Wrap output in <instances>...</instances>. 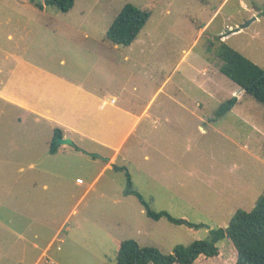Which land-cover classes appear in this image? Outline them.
I'll return each mask as SVG.
<instances>
[{
  "label": "rangeland",
  "instance_id": "374dc122",
  "mask_svg": "<svg viewBox=\"0 0 264 264\" xmlns=\"http://www.w3.org/2000/svg\"><path fill=\"white\" fill-rule=\"evenodd\" d=\"M43 1L0 0V50L15 49L58 75L81 79L95 73V54L87 58L92 63H78L84 47L110 51L105 33L127 4L150 17L136 37L143 43L141 62L115 59L122 75L133 67L147 71L140 65L148 64L158 84L167 80L165 93L179 87L176 100L189 104L200 96L197 77L205 72L222 83L225 92L219 90L217 100L233 97L236 85L218 71L219 41L264 70V0H75L65 14L36 7ZM132 47L139 52L137 44ZM189 67L192 79L185 75ZM4 71L0 80H10ZM15 100L29 104L25 97ZM216 102L191 115L156 96L149 114L162 107L163 118L141 125L151 146L128 140L114 164L127 169L132 189L149 209L188 227L148 218L134 196L122 195L124 172L98 176L102 158L110 156L104 149L97 155L98 149L72 142L56 145L61 150L51 156L49 124L0 101V264H113L124 240L171 254L176 246L208 240L209 231L225 228L237 210L250 212L264 192V106L243 94L224 117L200 122L202 116L213 119ZM217 247V257H199L194 264H234L233 246L221 241Z\"/></svg>",
  "mask_w": 264,
  "mask_h": 264
},
{
  "label": "crops",
  "instance_id": "0c3cea01",
  "mask_svg": "<svg viewBox=\"0 0 264 264\" xmlns=\"http://www.w3.org/2000/svg\"><path fill=\"white\" fill-rule=\"evenodd\" d=\"M206 26L207 24L200 28L199 33L205 32ZM8 37L12 39L11 35ZM84 38H88L87 34L84 35ZM208 39L210 40L212 37L208 36ZM135 44L139 47L138 53L133 50L132 46ZM142 44V41L139 42L136 38L128 47L121 49L119 47V50L117 46H113L107 53L100 52L98 46H85L86 55H81L82 60L80 62L78 60V63L83 65L92 63L87 61V58L92 54H95L97 59L93 63L95 73L93 71L81 79L69 78L43 69L24 60L15 49L0 50V72L5 69L4 74L12 77L10 80H0V101L27 111L38 120H44L49 124L51 139L54 130L57 129L61 132L62 138H69L76 145L85 143L87 147L98 149L99 152L94 154L100 155L102 152L99 148L104 149L105 153H109L110 156L102 158L105 160V164L98 172L99 176L104 170H112L120 152L128 144V140L129 142L134 139L139 140L142 144L146 143L148 147L151 146L146 140L147 130L143 131L141 125L144 122H158L163 118L162 107L149 114L156 96L163 95L168 101L173 102L176 108L189 112L191 115L196 109H205L206 104L212 100L220 101L219 104L223 102L217 100L222 92L219 90L225 92L221 87L222 83L218 84L206 72L198 74L199 77H197L200 79L198 86L203 99L194 95L189 104L176 100L175 95L181 93L179 87H175L171 93H165L164 84L167 80L158 84L152 76V70L149 69L148 64L141 63L140 65L142 70L148 72L138 71L133 67V70L126 71L122 75L123 70L115 59L121 56V63H130L136 59L141 62ZM101 58L104 60L103 62ZM60 64L64 65L65 61L61 59ZM77 69L81 72L87 70L83 71L79 67ZM187 70L185 69L186 72ZM116 72L117 75L122 76V79L119 80L116 77ZM185 75L192 79V67H189V72ZM54 86L57 89H54ZM243 94L244 91L236 86V89L232 90L229 95L230 97L235 96L238 104L240 96ZM10 97L16 99L25 97L29 100V104L23 106L17 103L15 98ZM198 120L200 122L207 120L211 124L215 122L204 116ZM255 125L257 128L259 127L257 124ZM256 126L254 127L256 128ZM211 128L214 127L211 126ZM201 129L202 127L199 126V130ZM59 150L61 149L56 150L51 156L57 155ZM144 159H148V156H144Z\"/></svg>",
  "mask_w": 264,
  "mask_h": 264
},
{
  "label": "trees",
  "instance_id": "16d2710c",
  "mask_svg": "<svg viewBox=\"0 0 264 264\" xmlns=\"http://www.w3.org/2000/svg\"><path fill=\"white\" fill-rule=\"evenodd\" d=\"M74 2L75 0H44L43 6H52L65 14L72 9ZM35 5L39 8L43 7L38 3ZM149 17L148 11L130 4L125 5L107 29L105 40L113 46L128 47L136 39ZM210 47H213V42L209 41L208 51ZM214 54L219 61V73L241 88L244 94L264 106V70L224 42L219 41ZM236 104L235 97L220 103L212 121L226 115ZM58 136L61 137V132L55 129L48 149L49 154L56 152L55 140ZM112 170L124 172L125 186L122 195L134 196L148 218L152 220L165 218L173 225L192 227L186 221L173 218L166 212H153L142 196L132 189L127 169L114 165ZM209 235L208 240L194 241L188 247L176 246L171 254H163L152 247H142L133 240H124L119 244L113 264H194L199 257L206 259L217 257V244L221 241H228L231 247L233 246L236 254L234 264H264V192L257 198L250 212L237 210L225 228L212 229Z\"/></svg>",
  "mask_w": 264,
  "mask_h": 264
},
{
  "label": "water",
  "instance_id": "95a60500",
  "mask_svg": "<svg viewBox=\"0 0 264 264\" xmlns=\"http://www.w3.org/2000/svg\"><path fill=\"white\" fill-rule=\"evenodd\" d=\"M241 89V88H240ZM72 141L69 138H62L58 136L55 140V145H71Z\"/></svg>",
  "mask_w": 264,
  "mask_h": 264
},
{
  "label": "built area",
  "instance_id": "2783aa9c",
  "mask_svg": "<svg viewBox=\"0 0 264 264\" xmlns=\"http://www.w3.org/2000/svg\"><path fill=\"white\" fill-rule=\"evenodd\" d=\"M78 181L80 182L79 184H82L81 180L80 179H76V182L78 183Z\"/></svg>",
  "mask_w": 264,
  "mask_h": 264
}]
</instances>
